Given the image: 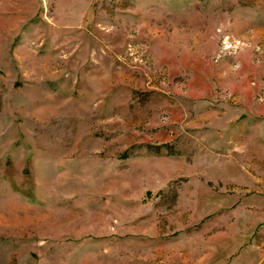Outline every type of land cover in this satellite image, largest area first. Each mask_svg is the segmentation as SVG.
Instances as JSON below:
<instances>
[{
    "label": "rangeland",
    "instance_id": "1",
    "mask_svg": "<svg viewBox=\"0 0 264 264\" xmlns=\"http://www.w3.org/2000/svg\"><path fill=\"white\" fill-rule=\"evenodd\" d=\"M0 264H264V0H0Z\"/></svg>",
    "mask_w": 264,
    "mask_h": 264
}]
</instances>
